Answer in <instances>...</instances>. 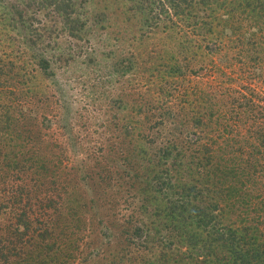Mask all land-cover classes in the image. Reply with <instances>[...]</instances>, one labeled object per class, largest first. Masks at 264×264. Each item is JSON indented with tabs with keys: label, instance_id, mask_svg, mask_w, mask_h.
<instances>
[{
	"label": "rangeland",
	"instance_id": "rangeland-1",
	"mask_svg": "<svg viewBox=\"0 0 264 264\" xmlns=\"http://www.w3.org/2000/svg\"><path fill=\"white\" fill-rule=\"evenodd\" d=\"M10 5L0 0V164L18 167L0 172V195L57 196L33 222L53 234V264H153L173 191L158 190L157 149L202 157L213 142L234 148L226 124L243 141L264 131L230 112L242 97L264 113L262 5L225 4L205 35L155 20L143 0H62L65 20L37 6L10 20Z\"/></svg>",
	"mask_w": 264,
	"mask_h": 264
},
{
	"label": "trees",
	"instance_id": "trees-1",
	"mask_svg": "<svg viewBox=\"0 0 264 264\" xmlns=\"http://www.w3.org/2000/svg\"><path fill=\"white\" fill-rule=\"evenodd\" d=\"M8 1H11V5L6 6L11 9L10 20L16 16L22 21L25 16L22 6L53 8L64 20L72 19V10L61 8L62 0ZM233 1L143 0L150 12H154L155 20H162L168 27L184 23V28L192 27L193 33L201 35L206 34V26L210 33L213 32L217 27L214 23L221 19L213 13H219L225 4ZM247 2L257 10L261 5L264 9V0ZM241 5L229 6L232 8L229 16L238 12ZM206 13L207 21L198 20L202 16L199 14ZM232 29L226 26L225 31ZM251 29L255 31L254 27ZM255 35L246 33L247 46L258 43ZM202 39L207 38L202 36ZM210 43L213 44L211 41L208 46ZM217 46L215 44L212 52L219 49ZM234 101L230 112L234 118L238 117L236 120L245 117L260 126L264 123V113L256 110L259 106L255 102L250 104L242 97ZM242 107L247 113L239 111ZM224 128L231 131L228 139L235 143L229 151L217 148L211 152L216 142L204 146L202 157L194 149L190 154L176 153L177 145H163L157 149L158 190L173 191L167 199L168 205L162 206V218L171 222L170 225L160 224L166 235L161 241L164 246L158 243L161 250L153 264H264V131L251 133L259 142L243 141L244 135L237 127L226 124ZM217 151L230 152L227 157L221 156L227 161L217 162L214 156ZM14 167L18 165L0 164V172L11 176L10 170ZM44 196L0 195V264H53L50 256L42 258L43 253L48 251L49 254L53 247L51 230L33 225L39 221L35 215L37 208L46 214L48 208L54 207L57 196ZM60 197L62 199L61 194Z\"/></svg>",
	"mask_w": 264,
	"mask_h": 264
}]
</instances>
